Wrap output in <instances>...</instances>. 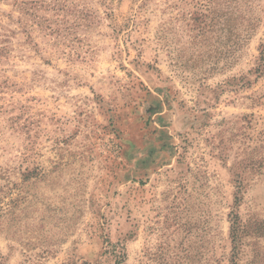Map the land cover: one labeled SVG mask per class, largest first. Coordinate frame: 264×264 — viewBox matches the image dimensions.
I'll return each instance as SVG.
<instances>
[{
    "label": "rangeland",
    "instance_id": "374dc122",
    "mask_svg": "<svg viewBox=\"0 0 264 264\" xmlns=\"http://www.w3.org/2000/svg\"><path fill=\"white\" fill-rule=\"evenodd\" d=\"M263 63L264 0H0V264H264Z\"/></svg>",
    "mask_w": 264,
    "mask_h": 264
},
{
    "label": "trees",
    "instance_id": "16d2710c",
    "mask_svg": "<svg viewBox=\"0 0 264 264\" xmlns=\"http://www.w3.org/2000/svg\"><path fill=\"white\" fill-rule=\"evenodd\" d=\"M263 67H264V63H263ZM115 261L116 263H119L120 261H122L125 258V254L124 252H121L119 255H115Z\"/></svg>",
    "mask_w": 264,
    "mask_h": 264
}]
</instances>
